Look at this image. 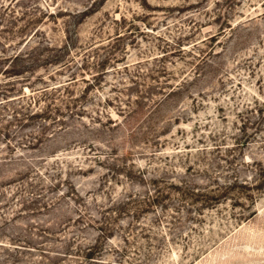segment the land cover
Masks as SVG:
<instances>
[{"label": "rangeland", "instance_id": "1", "mask_svg": "<svg viewBox=\"0 0 264 264\" xmlns=\"http://www.w3.org/2000/svg\"><path fill=\"white\" fill-rule=\"evenodd\" d=\"M0 264H264V0H0Z\"/></svg>", "mask_w": 264, "mask_h": 264}]
</instances>
